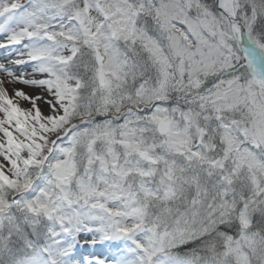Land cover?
Masks as SVG:
<instances>
[{
	"label": "snow or ice",
	"instance_id": "6c2138e0",
	"mask_svg": "<svg viewBox=\"0 0 264 264\" xmlns=\"http://www.w3.org/2000/svg\"><path fill=\"white\" fill-rule=\"evenodd\" d=\"M0 264H264V0H0Z\"/></svg>",
	"mask_w": 264,
	"mask_h": 264
}]
</instances>
